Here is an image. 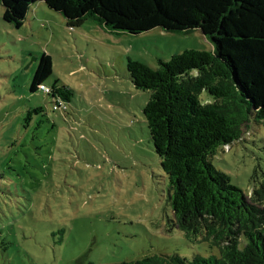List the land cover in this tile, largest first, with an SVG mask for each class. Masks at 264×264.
Instances as JSON below:
<instances>
[{
    "label": "rangeland",
    "instance_id": "rangeland-1",
    "mask_svg": "<svg viewBox=\"0 0 264 264\" xmlns=\"http://www.w3.org/2000/svg\"><path fill=\"white\" fill-rule=\"evenodd\" d=\"M3 15L0 2V264L219 256L172 226L169 179L143 113L152 93L135 88L127 70L129 59L157 69L186 50L212 51L202 32L117 36L93 21L70 29L44 2L20 29ZM44 54L53 63L45 85L58 80L73 92L64 111L31 92ZM210 161L250 198L264 180V123L252 120Z\"/></svg>",
    "mask_w": 264,
    "mask_h": 264
},
{
    "label": "trees",
    "instance_id": "trees-1",
    "mask_svg": "<svg viewBox=\"0 0 264 264\" xmlns=\"http://www.w3.org/2000/svg\"><path fill=\"white\" fill-rule=\"evenodd\" d=\"M0 2L4 22L17 29L32 7L44 2L70 29L93 21L117 36L156 28L201 31L212 51L186 50L169 61L159 60L157 69L129 59L127 70L135 88L152 93L143 113L169 179L172 226L191 243L203 240L216 246L219 256L157 254L120 264H264V180L249 198L210 161L218 148L240 141L252 120L264 123V0ZM52 74V58L44 54L31 92L51 97L53 111H64L73 92L58 86V80L45 85Z\"/></svg>",
    "mask_w": 264,
    "mask_h": 264
},
{
    "label": "built area",
    "instance_id": "built-area-1",
    "mask_svg": "<svg viewBox=\"0 0 264 264\" xmlns=\"http://www.w3.org/2000/svg\"><path fill=\"white\" fill-rule=\"evenodd\" d=\"M40 89L42 90V91H44L45 93H49V89H48V87H46V86H44V85H42L41 87H40ZM228 147V146H227Z\"/></svg>",
    "mask_w": 264,
    "mask_h": 264
},
{
    "label": "crops",
    "instance_id": "crops-1",
    "mask_svg": "<svg viewBox=\"0 0 264 264\" xmlns=\"http://www.w3.org/2000/svg\"><path fill=\"white\" fill-rule=\"evenodd\" d=\"M101 28V27H100ZM102 29V28H101ZM103 30V29H102Z\"/></svg>",
    "mask_w": 264,
    "mask_h": 264
}]
</instances>
